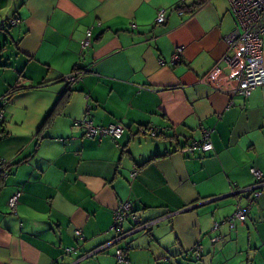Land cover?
<instances>
[{"label": "crops", "instance_id": "1", "mask_svg": "<svg viewBox=\"0 0 264 264\" xmlns=\"http://www.w3.org/2000/svg\"><path fill=\"white\" fill-rule=\"evenodd\" d=\"M13 17L20 24L0 31V99L24 90L4 108L0 162L12 165L0 191V264H264V188L245 223L224 224L232 189L255 183L251 169L264 177V86L246 99L202 81L223 66L236 29L228 0H0V25ZM262 54L264 63V37ZM76 69L87 73L45 125ZM85 117L122 137L85 138L75 124ZM206 133L212 152H180ZM123 203L153 224L129 234V218L117 240ZM219 235L225 242H207ZM196 243L200 263L185 255Z\"/></svg>", "mask_w": 264, "mask_h": 264}, {"label": "built area", "instance_id": "2", "mask_svg": "<svg viewBox=\"0 0 264 264\" xmlns=\"http://www.w3.org/2000/svg\"><path fill=\"white\" fill-rule=\"evenodd\" d=\"M232 15L235 20V31L225 37V42L228 47V52L222 60L223 66H216L206 77L203 78L204 83L213 85L218 90H224L230 95H240L248 99L252 92L258 87L264 86V63H263V37H264V0H228ZM19 20H10L7 23H2L0 28H5L8 24L16 25ZM159 25L166 23L165 11L160 10L156 19ZM92 31L88 30L85 39L81 42V49L85 50L91 47ZM183 47L177 49V53L173 58L174 62H178L183 55ZM86 70H76L71 74L64 76L62 81L68 88H71L76 83L80 82ZM224 80L221 85L220 81ZM235 80L236 84H232ZM5 105V104H4ZM4 118V114L0 112V120ZM76 126H82L85 130V138L87 139H102L110 137L114 140H119L123 135V129L117 125H109L107 127L94 126L91 121L85 117L81 121H77ZM159 132L151 129V136L159 137ZM209 133H206L204 141L193 143L192 145L181 149L180 152L193 156L199 150L206 154L213 151V144L209 140ZM7 162H0V171H4L8 167ZM251 174L255 178V183L247 188L234 187L231 196L235 198V213L228 218L224 224H227L230 229H235L238 223H245L248 216L251 214L254 205L261 196V190L264 188L263 174L256 169L251 170ZM137 175L135 170L132 174L134 178ZM21 197L19 191L15 192L8 201V206L13 215L18 214V205ZM133 218L136 228L132 229L129 234L136 233L147 229L153 224H140L132 215V207L130 203L119 205L113 213V224L111 229L121 232L117 240H121L129 234L123 233L122 228L125 221ZM221 224L216 223L213 231H218ZM78 239L83 240L84 235L80 230L76 231ZM225 241L223 236L213 237L211 244L222 243ZM202 251V247L199 248ZM68 249L67 252H71ZM117 259L120 263H126V258L122 250H117ZM91 256V255H89Z\"/></svg>", "mask_w": 264, "mask_h": 264}, {"label": "trees", "instance_id": "3", "mask_svg": "<svg viewBox=\"0 0 264 264\" xmlns=\"http://www.w3.org/2000/svg\"><path fill=\"white\" fill-rule=\"evenodd\" d=\"M13 20L17 19L19 20L18 18H15L13 17L12 18ZM20 20L19 22L16 24V25H10L8 24L5 28H0V31L2 32H5L17 25L20 24ZM76 70H81V69H76ZM75 70V71H76ZM23 89V87H20L18 84L14 87H11L7 92L6 94L1 97L0 99V112L2 111L3 114H4V108L6 107L7 104H5L6 102H9L12 97L17 94V93H20ZM71 91V88H68L67 89V92L62 96V98L59 100V102L57 103L56 107H55V111L53 112V114H50L49 115V118L47 119V121L45 122V125L47 122L50 121V119L56 115V112L58 113L60 111V109L65 106L67 103H68V100H69V97H70V92ZM5 104V105H4ZM4 124H5V115H4V118L2 120H0V138H2V134L4 133ZM11 165L12 163H9L8 164V167L7 169L4 171H0V191L2 190L3 186H4V181H5V178L8 176L7 173L9 172L10 168H11ZM252 170V169H251ZM256 181V180H255ZM22 195V192L19 191ZM262 192V190H261ZM20 201V200H19ZM258 201V200H257ZM11 212V211H10ZM12 214V213H11ZM214 227V226H213ZM229 227V226H228ZM230 229V228H229ZM230 230H234V229H230ZM212 231V230H211ZM212 232H215V231H212ZM75 234H76V231H75ZM219 236H222V235H219ZM78 238V237H77ZM212 238H210L211 240ZM225 242V241H224ZM200 247H202V251H200ZM206 253V249L204 247V245H202L201 243H196L195 245H193L187 252H186V258L191 261V262H196V263H200L203 261V257H204V254ZM125 256V255H124ZM126 258V257H125ZM127 260V259H126Z\"/></svg>", "mask_w": 264, "mask_h": 264}, {"label": "rangeland", "instance_id": "4", "mask_svg": "<svg viewBox=\"0 0 264 264\" xmlns=\"http://www.w3.org/2000/svg\"><path fill=\"white\" fill-rule=\"evenodd\" d=\"M15 95H16V94H15ZM15 95H14V96H15ZM14 96H13V97H14ZM13 97H12V98H13ZM10 101H11V100H10ZM10 101H9V102H6L5 104H9ZM7 175H8V173H7ZM234 200H235V198H234ZM232 231H235V229L232 230ZM207 242H209V244H211V243H210V239H209V241H207ZM241 258H243V257L241 256ZM241 258H240V259H241ZM234 262H235V264H237V263H238V260H237V259H234Z\"/></svg>", "mask_w": 264, "mask_h": 264}]
</instances>
